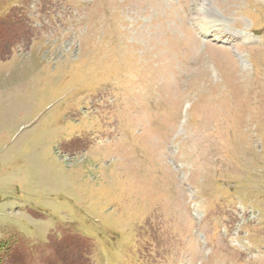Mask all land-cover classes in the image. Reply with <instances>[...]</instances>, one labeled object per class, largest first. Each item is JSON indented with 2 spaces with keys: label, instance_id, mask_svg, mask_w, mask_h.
<instances>
[{
  "label": "rangeland",
  "instance_id": "374dc122",
  "mask_svg": "<svg viewBox=\"0 0 264 264\" xmlns=\"http://www.w3.org/2000/svg\"><path fill=\"white\" fill-rule=\"evenodd\" d=\"M0 243L264 264V0H0Z\"/></svg>",
  "mask_w": 264,
  "mask_h": 264
},
{
  "label": "trees",
  "instance_id": "16d2710c",
  "mask_svg": "<svg viewBox=\"0 0 264 264\" xmlns=\"http://www.w3.org/2000/svg\"><path fill=\"white\" fill-rule=\"evenodd\" d=\"M0 245H1V243H0ZM5 254V255H4ZM4 254H2L1 256H0V259L2 260L4 257H6L8 254L7 253H4Z\"/></svg>",
  "mask_w": 264,
  "mask_h": 264
},
{
  "label": "bare ground",
  "instance_id": "6f19581e",
  "mask_svg": "<svg viewBox=\"0 0 264 264\" xmlns=\"http://www.w3.org/2000/svg\"><path fill=\"white\" fill-rule=\"evenodd\" d=\"M206 30V29H205ZM241 110V109H240ZM199 142V141H198Z\"/></svg>",
  "mask_w": 264,
  "mask_h": 264
}]
</instances>
